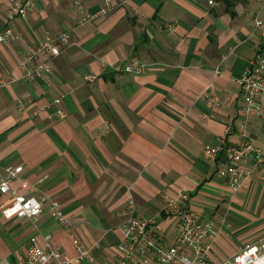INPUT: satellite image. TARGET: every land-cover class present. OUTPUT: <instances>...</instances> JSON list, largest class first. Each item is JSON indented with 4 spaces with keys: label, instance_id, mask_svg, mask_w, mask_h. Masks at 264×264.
<instances>
[{
    "label": "crops",
    "instance_id": "1",
    "mask_svg": "<svg viewBox=\"0 0 264 264\" xmlns=\"http://www.w3.org/2000/svg\"><path fill=\"white\" fill-rule=\"evenodd\" d=\"M33 1L14 20L22 39L0 43V78L10 81L0 89V166H21L11 188L55 200L72 225L60 224L47 203L36 220L6 219L10 196L0 194V260L17 264L31 237L43 246L49 236L69 264H116L130 202L155 218L152 238L171 244L167 202L181 192L219 231L210 240L213 263L264 240V163L233 192L217 174L225 155H204L206 146L236 145L243 122L264 150V101L244 119L236 81L262 37L254 18L264 20V0H112L104 15V0ZM9 2L0 0V31ZM78 5L98 16L78 25ZM65 31L70 43L37 59L49 64L48 78H24L21 53L45 32ZM132 59L147 65L144 73L118 71ZM208 92L216 105L200 99ZM60 95L66 117L56 120L47 105ZM77 242L92 262L75 261Z\"/></svg>",
    "mask_w": 264,
    "mask_h": 264
},
{
    "label": "built area",
    "instance_id": "2",
    "mask_svg": "<svg viewBox=\"0 0 264 264\" xmlns=\"http://www.w3.org/2000/svg\"><path fill=\"white\" fill-rule=\"evenodd\" d=\"M34 6L33 0H10L6 7L4 21L5 26L0 31V43H10L22 39V35L16 27L14 20L26 16ZM112 8V0H104L98 15L106 14ZM78 25H84L94 20L98 15L91 14L82 6L78 5ZM256 29L262 30L261 39L255 45L254 56L249 61L248 67L236 80L243 97L239 106L240 115L246 119L249 115L258 113L261 102L264 101V20L256 16L254 18ZM173 24L167 25L169 31L173 30ZM71 34L68 31L57 35L45 32L36 40L29 50L20 55V64L25 70L24 78H48L51 68L47 61L38 57L50 53L56 46L69 44ZM146 64L132 59L124 64L118 71L133 74H142ZM92 80L91 78H88ZM10 83L7 79L0 78V89ZM62 97L53 98L47 105L53 108V116L56 120H63L66 112L62 108ZM208 105H216V99L211 93H205L200 97ZM18 107L24 106L22 100H18ZM36 115V114H34ZM228 131V128H227ZM223 153L226 163L217 169L219 176H227L230 189L237 191L244 180L264 163V150L253 145L251 138L246 133L245 122L240 124L239 141L233 146L204 147V155L210 160ZM250 157L248 168L242 166L243 161ZM22 172V167L0 166V194H8L10 201L1 207V215L6 218L26 217L36 220L41 214L44 204L47 203L49 210L56 220L70 227L72 222L67 219L58 202L43 196V199L35 198L28 190L16 192L11 188L12 182ZM168 217L174 220V236L171 244L155 241L151 236V226L155 218L137 211L132 202L125 210L126 219L120 226L124 244L117 246L116 264H150L146 255L154 259L156 264H215L209 257L210 240L218 236L219 231L214 222L207 218L200 210L190 204V195L187 192L178 193L168 199ZM43 246H40L35 237L29 239V245L25 257L17 264H69L66 256L53 247L50 237L43 238ZM76 262L90 263L92 255L89 248L76 243ZM0 264H12L9 261H1ZM223 264H264V240L257 243L243 245L238 252Z\"/></svg>",
    "mask_w": 264,
    "mask_h": 264
}]
</instances>
